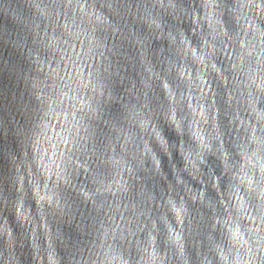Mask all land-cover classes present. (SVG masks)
<instances>
[{
    "label": "clouds",
    "instance_id": "clouds-1",
    "mask_svg": "<svg viewBox=\"0 0 264 264\" xmlns=\"http://www.w3.org/2000/svg\"><path fill=\"white\" fill-rule=\"evenodd\" d=\"M2 8L0 264H264V0Z\"/></svg>",
    "mask_w": 264,
    "mask_h": 264
},
{
    "label": "water",
    "instance_id": "water-1",
    "mask_svg": "<svg viewBox=\"0 0 264 264\" xmlns=\"http://www.w3.org/2000/svg\"><path fill=\"white\" fill-rule=\"evenodd\" d=\"M9 0H0V32L7 31L8 28L11 27L10 22L7 20L3 12V4L8 3ZM3 42L0 40V46H2ZM5 54H7V49L5 48ZM13 86L11 81L7 78V76H0V118L5 119V123H7V116L9 114V109L12 107L10 104L12 98ZM169 140H175V137L171 133H167ZM16 156L19 158V149L18 146L12 136L11 128L9 126V135L4 136L2 134V130H0V190H2L3 194L9 195L11 198V193L8 190V185L11 180V176L13 174V169L11 167V158ZM162 161L165 165L166 170H168V162L166 158L162 157ZM173 163L180 166V162L178 158L173 153ZM4 215L8 216L9 223L11 224L13 221V217L10 213H0V219L3 218ZM14 230H16V226L13 225ZM22 231V229H21Z\"/></svg>",
    "mask_w": 264,
    "mask_h": 264
}]
</instances>
